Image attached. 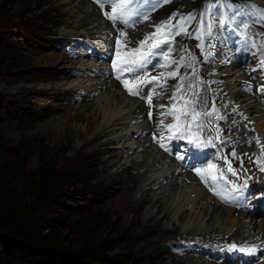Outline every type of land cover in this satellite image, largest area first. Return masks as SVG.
<instances>
[{
  "label": "rangeland",
  "instance_id": "obj_1",
  "mask_svg": "<svg viewBox=\"0 0 264 264\" xmlns=\"http://www.w3.org/2000/svg\"><path fill=\"white\" fill-rule=\"evenodd\" d=\"M240 1L229 0V8L237 17H240L243 12L240 9L242 7ZM252 1H255V4L258 2L264 7V0ZM181 6V2L175 0L169 3L168 9L181 10ZM93 9L96 10L95 15L87 19L86 13L92 12ZM248 9V14H245L248 23L242 24L241 27L237 17L232 15L230 16L231 25L224 24L217 34L215 29L211 30V35L208 36L206 43L212 41L215 45L220 46V49H223V51L218 50L220 56H225L228 53L232 58H240L246 55L249 50L246 48L244 53H237L239 50L237 49L238 44L248 47L249 42L258 44L260 39L264 42V21L259 22L252 19L250 13V10H256L260 13L262 11L253 4H249ZM101 16L98 8L88 0H0V95L2 96L0 97V149L3 155L0 164L3 163L5 158H8L7 161L13 160L12 158L15 156L26 163L28 171L36 170L43 159L57 160L66 166L75 163H85L89 166V170L83 176L85 179L83 188L89 190L88 193L91 199L88 209L93 208L100 216L95 224L88 227L84 220L78 218L77 215H73V213L70 214L67 209L52 211L50 216L56 217L52 223L56 227L54 232L57 233L58 239L64 245L77 247L83 244L85 239L99 241L103 238L113 240L123 238L125 242L120 243L115 251L130 253L138 264H175L177 261L180 262V257L173 255L170 243L173 241L178 242L184 237V234V238L191 239L195 234L183 232L190 228L198 227L201 230L204 229V231L212 230L213 225L214 228H217L221 224L220 221L226 220V216H220V220L214 217L215 219L213 218L209 221H207V217L204 221L199 218L198 222H194V219L200 214L202 203H207V197L201 191H196L194 183H191V186L195 192L191 193L190 198L187 195V189L184 186L181 187V185L177 191L173 190L171 193H167L171 196L168 200L173 201V199H176L174 200L176 205L177 203L179 204L175 211L178 209L179 213L185 212V220H179L176 212H173V218L158 221V217H161L163 212H159L157 207H151L146 200L142 199V189L147 187L150 180H141L137 183L138 188L127 190L126 197H129L131 203L121 202L118 204L121 199V193L125 191L124 179L127 175L119 173L117 171L119 167L111 166V163L116 162L118 158L110 159L112 147L105 143V139H102L101 142L100 140H94L90 144L86 143L92 133L82 134L88 128L87 117H85L87 114L84 112L90 109L88 106L94 107L93 112L98 109L101 111L97 124V128L100 129L102 122L107 118L125 115L127 109L124 108V100L126 98L128 100L129 97L123 95L119 102L112 104L110 99L112 100V93L114 94L115 89L110 83L114 80H100L99 78L93 79L86 76L73 77L72 74L76 69L73 65L77 63L88 65L92 61L89 59L77 61L76 58L69 57L63 53L62 47L57 44V40L61 38H73L75 35L87 36L90 32L96 33L100 29H103V35H105L103 36V42L106 43V39H112L113 36L109 35L108 24L106 25ZM154 17L158 18L156 15ZM42 19L47 21L48 24H42ZM143 25L140 24L130 31L128 37L133 35L138 38L144 27ZM254 26L259 29H254ZM183 30L184 33L180 34L178 29H175L174 34H171V37L167 40L168 53L176 55L178 46H181L186 49L184 55H188V40L185 38L187 36V27L184 26ZM18 31H22L25 34V38L21 39L17 36L19 34ZM142 36L143 34H141ZM197 36L200 38L197 39ZM201 37L202 34L199 27H196L189 36L192 43L198 42ZM209 50L211 54L214 52V48ZM256 54L259 55H255L258 69L264 75V71L261 70V61L264 60V45L257 48ZM220 56L217 59H221ZM225 60L233 62V64L225 63ZM253 60L250 54L245 56L246 63H253ZM209 61V54L204 56V61L196 57H193L192 60L186 58L184 61L185 63H190L188 76H194L197 80L196 84L192 85V95L205 106L201 113L210 110L211 96H209L208 91L214 93V90L209 86L210 77L202 75L197 69ZM222 62L225 64L221 70L225 72L221 71L219 75H231L226 77V79L220 80L226 87L225 90H227L226 93H222L220 101L223 104L227 101L231 105L235 103L237 108L242 109H246L244 107L246 103L243 99H246L247 103H254L256 105L255 108L259 111L257 116H260L261 120L258 117L252 118L254 115L245 112L252 122V131L259 137L254 123L258 120L264 126V109L259 103L260 101L258 102L257 100V82L252 78L250 70L245 69L243 61L234 63L232 59L224 57ZM217 63L220 65V60ZM212 65L210 68H212ZM97 67V65H94V68ZM214 70H219V67ZM214 70L211 69V71ZM227 71H230V73ZM249 87H252V89H249ZM99 88L101 89L99 90ZM67 89L71 91H67ZM78 90L90 91L91 94L94 93L91 92L93 90H98L99 92L98 95L88 93L91 96H85L87 98L85 101H83L85 99L83 97L80 102H75L72 99H74V95L78 93ZM163 90L166 91V87ZM237 91L241 92V95L238 96L239 99H235L237 97H229L228 94H237ZM135 100L137 101L136 106L139 103L142 104L141 101ZM164 109L167 110L166 107ZM219 110L223 116L229 115L226 109L219 107ZM35 111L44 116L38 118ZM89 114L91 115L90 119L96 120L93 113ZM141 119L142 117H140L139 122L135 123H130V120L127 122H124L125 120L121 121L123 125L117 132L111 133L110 137L118 138L131 128L144 127L145 122ZM234 119H238V117L234 115ZM227 123L229 125L225 126L226 132L228 136L232 137L234 145L238 149V160L234 162V166L238 170H241L242 166H244L254 176V173L263 168V166L260 164V159L252 152L254 147L246 146V140L250 137H248V132H253L248 127L242 128L241 125H235L230 120ZM242 125L245 124L242 123ZM148 137L149 134H146L145 139H149ZM136 139L140 138L135 137V134H129L120 143H133ZM261 140L264 142V137ZM180 141L181 139H179ZM114 145H118V143ZM151 148L156 150L153 152L152 157L157 156L159 159L161 151L154 146L149 148L148 145L145 149ZM258 148L260 152V147ZM122 154L121 163H125L126 157L129 155L130 157H137L141 155V151L132 155L130 151L123 150ZM163 161L164 164H168L165 165L166 167L174 169V164H171L172 160L168 156ZM178 168L180 167L178 166ZM138 170L131 169V173L135 174ZM153 171L150 175L157 173V171ZM150 175H147V177H150ZM261 175H264V172L260 171L258 173L259 177ZM176 177L175 175L173 179ZM178 179L181 183L183 181L188 182L185 174ZM166 182V180L163 181L164 185H166ZM236 187L243 191L244 198L253 197L257 191L256 188L251 189V185L245 184V181L239 183ZM243 187L244 189H242ZM261 187L262 189L264 188V183ZM155 189V192L151 194L152 196L148 195L145 198L160 196L158 194L163 190L158 189L156 185ZM193 189L192 191H194ZM204 192L209 195L206 190ZM196 195H201L200 197L202 198L198 208H196ZM239 195L241 194L239 193ZM193 197L196 200L192 201ZM186 201L187 204L184 205ZM252 202L258 204L259 201L252 200L250 203ZM189 207L191 208L190 211ZM147 213L156 215V218L147 220ZM202 214L201 212L200 216ZM235 216L239 217L240 214L235 213L233 218ZM131 217H134L132 221L130 220ZM259 219L260 222L263 218L260 217ZM214 221H217V223ZM262 227L259 224V228L261 229ZM237 228L238 224L236 222L231 229L235 231ZM242 228L240 229L242 235L245 233L242 238L251 237L249 229L246 226ZM215 263L218 264L217 262Z\"/></svg>",
  "mask_w": 264,
  "mask_h": 264
},
{
  "label": "trees",
  "instance_id": "obj_2",
  "mask_svg": "<svg viewBox=\"0 0 264 264\" xmlns=\"http://www.w3.org/2000/svg\"><path fill=\"white\" fill-rule=\"evenodd\" d=\"M41 23L48 24L43 19ZM2 157L0 149V161ZM7 159L0 164V264H138L130 253L115 251L123 238L85 239L73 247L54 232L56 217L50 214L58 209H67L88 227L97 222L100 215L88 209L90 194L83 188L88 165L43 159L36 170L28 171L20 158Z\"/></svg>",
  "mask_w": 264,
  "mask_h": 264
},
{
  "label": "bare ground",
  "instance_id": "obj_3",
  "mask_svg": "<svg viewBox=\"0 0 264 264\" xmlns=\"http://www.w3.org/2000/svg\"><path fill=\"white\" fill-rule=\"evenodd\" d=\"M95 11L96 10L93 9L92 12L86 13V18L88 19L90 17H93L95 15ZM216 67H218V66L214 64V65H212V68H210V69L214 70V69H216ZM232 69H234V68H232ZM110 84L115 89L114 94L112 93V95H113L112 100L110 99V101H112V104H115L116 102H119L120 98L123 97V93L120 91L118 84L115 81H113ZM100 89L101 88H99V90ZM96 91H98V90H93L91 92L96 93ZM87 93H90V91ZM228 95L231 98L237 97L235 99H239L238 96L241 95V92L237 91V94L231 93ZM109 97H110V95H109ZM86 99L87 98L85 97V99L83 101H85ZM72 100H74V99H72ZM123 100H124V98H123ZM124 101H123L125 104L124 108L127 109L126 110L127 112L125 113V115H123V116H120V115L117 116L116 115V116H112V117L109 116L110 118H107L105 121L102 122V124H101L102 126L100 129L97 128V124L99 122L98 119L100 118V112L101 111H99V109H98L97 111L93 112L94 107L88 106V107H90V109H87L84 112L87 114V116L85 115V117H87L86 119L88 122V128L86 129V131L84 133H82L83 135H86L88 133H92L91 134L92 136L86 142L88 144L92 143L94 140H100V142H101L102 139H105V143L107 145H110V147H112L110 159H117L118 158V160L116 162L111 163V166H115L116 168L119 167V169H117V171L119 173H125L127 175L126 178L124 179V190L125 191H123L121 193V199H120L118 204H120L121 202L131 203L129 200V197H126L127 190H132L134 188H138L137 183L140 182L141 180H144V181L150 180L147 184V187L142 189V196H143L142 199L144 201L146 200V202H148V204L151 207H157L159 212H163V215L161 217H158V221H162V220L168 219V218H173V216H172L173 212H176V215H178L179 220H185V218H186L185 212L179 213L178 209H177V211H175V209L178 207L177 205H179V204L177 203V205H176V201H174L176 199H173V201L168 200V198H170L171 196L168 195L167 193H171V191H173V190L177 191V189L180 188V185H181V187L184 186L187 189L186 190V191H188L187 195H189V198H190L191 193L195 192V190L191 186V183H194L195 184L194 188L196 189V191L197 190L201 191L207 197V203H204V204L202 203V205L200 206V212L199 213L201 214V212H202L203 213L202 216H200V214H198V216L194 219V222H196L199 218H201V221H204L206 217L208 218L207 221L213 219L214 217L216 219L220 220V216H223V215L226 216V220L220 221L221 224L217 228H214V225H213L212 230L204 231V229L201 230L198 227H196V228H190L187 231L184 230L183 232H185L187 234H195V235H193V237L191 239L197 240L199 238H202L203 240H206V241H212L213 243L217 244L221 248L224 245H226V240H234V241L245 240L244 238H242L245 233L242 235L240 229H243L242 227L246 226V228L249 229L250 234H251V229H250V227H248L249 225H246V223H245L244 217H248V216L240 213L242 211L240 205L235 210L228 208L225 203H224L225 205H223V206L219 205V203L214 201L210 195H207L204 192V189L199 185V183L196 180L193 179L191 174H185V177L188 179V182L193 180L189 184L186 183L187 186L184 185L183 183H181V181L178 179L180 173L184 171V170H181L180 168H178L179 165H177L174 162V160H176L177 163L179 162L177 159V156L180 153L179 152L180 148L178 146L180 144L179 141L177 142V146L174 148L173 153H172L175 156L174 160L169 157L172 160V163L171 162L170 163L174 164L173 165L174 169H169L168 167L165 166L168 164L163 163L164 162L163 160L165 158H167V156L164 153L161 152L160 158L158 159L157 156L152 157L153 152L156 150H154L152 148L146 150L145 149L146 147L143 149V146L146 145V142L148 141V139L146 140L145 137H143L142 135H141L140 139H136L135 142H133V143L132 142H129L127 144L125 142L122 144L120 143V141L124 140V138L126 136H128L129 134L134 135L135 133H138L139 131L142 132L145 129V127H143L142 129L131 128L128 131L121 134V136L118 138H111L110 137L111 133L114 134L123 125L121 123V121L125 120L124 122H127L128 120H130V123H131V122H133V120L136 117H139L138 115L141 112L142 113L146 112V110H145L146 107L143 105V103L142 104L139 103V105L136 106L137 101L133 98H128V100L126 98ZM243 101L246 103L244 105V107H246L245 111L247 113H250V115H254V117H252V118L258 117V119H260V116H257L259 111L255 108L256 105H254V103L252 104L250 102L247 103L246 99H243ZM89 113H93V116L96 118V120L90 119L91 115ZM254 127L256 130L261 132V139H262L264 137V126L262 125L261 121L257 120L254 123ZM249 136L254 137V133L248 132V137ZM261 141L263 144L264 143L263 140H261ZM115 143H118V145H114ZM134 143H136V145H134ZM253 145H254L255 152L257 154L261 155V153L259 152V148H258L259 147L258 140H256L253 143ZM149 148H150V146H149ZM139 149H143L141 151V155H138L137 157H130V155H129L128 157H126L127 158L126 162L121 163L122 162L121 158H123L122 157L123 154L121 155V152L123 150L130 151V153H132V155H133ZM243 149L245 150V148H243ZM241 152H243V151H241ZM157 153L159 154V152H157ZM166 153H168V151H166ZM253 154H254V152H253ZM261 156L264 159V156L263 155H261ZM167 161H170V160H167ZM183 165L185 167L187 166L186 163ZM131 169L132 170H134V169L138 170L139 169V170L136 171L135 174H132ZM152 171L153 172L157 171V173H155L156 175L155 174L150 175V174H152ZM189 171H188V173H190ZM147 175H150V177H147ZM175 175L177 177L175 179H173V177ZM260 177H264V175H261ZM237 179H238L237 176H231L232 181L235 182V181H237ZM164 180L167 181L166 185H164V183H163ZM170 180H171V182L169 183ZM155 185L158 189L163 190L158 194L160 196L155 197V198H153V197L145 198V196L151 195L155 192V190H156ZM192 189L194 191H192ZM155 196H157V195H155ZM196 196H197L196 208H198L200 202L202 201V198L200 197L201 195L200 196L196 195ZM186 198H188V197H186ZM257 199H260V197H257L255 200H257ZM194 200H196V199L195 198L192 199V201H194ZM185 204H187V201L184 203V205ZM190 209L191 208L189 207V211H190ZM218 211H220V212L218 213ZM235 213L240 214V216L239 217L235 216L233 218V215H235ZM213 214H214V216H213ZM132 218H134V217H131V219H130L131 221H132ZM154 218H156V215H153L151 213H147V215H146L147 220L154 219ZM243 218H244V220H243ZM214 222L217 223V221H214ZM236 222L238 224V228L235 231H232L231 228ZM183 236L185 237V234ZM180 238H182V237H180ZM188 238H189V235H188ZM245 238H247V237H245ZM223 250H225V248L221 249L220 251H223ZM203 254H201L202 259L201 258H193L192 256L180 257V262L177 261L175 264H206ZM211 264H216V263H215V261H211Z\"/></svg>",
  "mask_w": 264,
  "mask_h": 264
},
{
  "label": "snow or ice",
  "instance_id": "obj_4",
  "mask_svg": "<svg viewBox=\"0 0 264 264\" xmlns=\"http://www.w3.org/2000/svg\"><path fill=\"white\" fill-rule=\"evenodd\" d=\"M96 2L98 4H100V7L101 8L104 7V4L103 3H100V0H96ZM134 2L135 3H139V0H112L111 13L109 14V13L105 12L104 14L110 20H112V21L123 20L125 23H127V20L133 14H135L137 12V10L132 7V5H133ZM164 2L167 3L168 0H164ZM144 3H147V0H144ZM143 18L144 19H147L148 17H147V15H145ZM170 27H175V26L174 25H170ZM180 28L183 29V22H181ZM211 30H212V24L210 23L207 26V32H208V35L209 36L211 35ZM156 31L157 32H160L161 31V28H157ZM121 35H124V33H121ZM199 38L200 37L197 36V39H199ZM148 40H154L155 42L149 46V50L147 52H142L141 51V48L148 42ZM166 43H168L167 40L157 38L156 34L153 33L152 35L146 36L143 40L140 41L141 48H135V49H133L131 54L125 53L124 54V57L122 58L121 57V53L119 52V47L121 46V41L120 40H116L115 41V44L117 46L116 55H117V58L120 60V63L122 65H124L122 68H120V71L121 72L133 73L137 69H143L144 67H146L147 63L149 62V58L150 57H154V56H156L158 54L157 52L152 51V49H157L162 44H166ZM201 47H203V44H201ZM163 58L166 61L169 59L167 52L163 53ZM172 63H176V61H172ZM261 64L264 65V60L261 61ZM112 66H113V68H116L117 67V64L115 62H113ZM163 66L164 65H161V67H163ZM176 75H177V73H175V72L168 73V76L175 77ZM117 79H120V76H117ZM156 79H157L156 77H153L152 78V81H150V82H154ZM123 84H124L125 88L128 90V92L131 95H139V91L135 88L134 85H131L128 80H124L123 81ZM179 90L180 89L178 88L177 91H179ZM261 91H264V88H262ZM151 100H152V97L151 96H148L147 97V102L149 104H151ZM188 103H194V101H185V104H188ZM173 107L175 108V106H173ZM190 111H191V115H192V122H196L197 119L200 116V113L197 112L195 110V108H192ZM213 111H216V110L213 109ZM169 114H171V113H169ZM184 114L187 115L188 113H184ZM151 115H152V113L150 112L149 113V117H151ZM208 115H211V113H208ZM177 121H178L177 124H175V125L168 124L166 127L169 130H176L177 132H179L180 131L179 117H177ZM184 123L188 124V128L190 129L191 123L190 122H187V121H185ZM185 131H188V129H185ZM192 135L193 134L190 133V132L188 133V135H185L183 132H181V134L178 135V136H175V138H177V139H188V142L190 144H192L196 148H201V147H205L206 146L205 142H201L199 139H193L192 138ZM154 139H155V137H154ZM207 143H211V141L209 140ZM160 147L161 148H164L165 151H168V149L165 147V145L163 143L160 144ZM232 156L235 157L236 156V153L233 152L232 153ZM179 158L180 159H183V156H181ZM227 163L229 165L228 166V172H230L233 176H236L237 173L232 168L231 162L230 161H227ZM215 168H216V165L215 164H211L210 163V164L207 165V169H209V170L215 169ZM194 170H195L196 174L198 176H200V178L202 180H205V177L203 175L204 169L195 168ZM260 171L264 172V168H261ZM216 181H217V176L216 175H213L212 176V186H213V188L216 185ZM205 183H207L206 180H205ZM245 184H247V181H245ZM232 187H233L234 191H236V192H239L240 191V189L237 188L235 186V184H233ZM215 194L217 196H221V193L220 192H216ZM262 194H264V193H262ZM221 198L223 200H225V202L232 203V201H229L228 200V197L227 196H221ZM236 248H237V246L235 244L229 245V249L230 250H234ZM241 251H243V249H241ZM251 251H255V249H252Z\"/></svg>",
  "mask_w": 264,
  "mask_h": 264
}]
</instances>
